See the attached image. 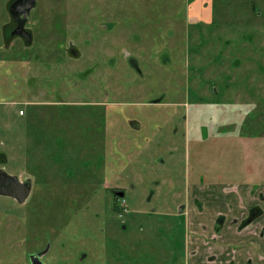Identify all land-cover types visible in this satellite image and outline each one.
<instances>
[{"label": "rangeland", "instance_id": "rangeland-1", "mask_svg": "<svg viewBox=\"0 0 264 264\" xmlns=\"http://www.w3.org/2000/svg\"><path fill=\"white\" fill-rule=\"evenodd\" d=\"M10 1L0 168L36 189L27 210L0 196V264L43 249L47 264H200L221 249L214 264H264V218L222 244L202 227L212 205L193 195L203 173L220 186L264 180V25L252 9L264 0H212L208 24L186 18L194 0H35L25 35ZM221 202L216 231L232 208Z\"/></svg>", "mask_w": 264, "mask_h": 264}, {"label": "crops", "instance_id": "crops-1", "mask_svg": "<svg viewBox=\"0 0 264 264\" xmlns=\"http://www.w3.org/2000/svg\"><path fill=\"white\" fill-rule=\"evenodd\" d=\"M212 0H194L193 2L189 3V8L187 10V15L186 18L189 19V22L193 23H213L215 22V12L212 7ZM253 5L252 9L253 12L256 14V17L253 18L254 22L257 23V25H264V13L259 12L257 10V7ZM241 22L237 21L235 19L233 20H228L230 24H240V23H250L247 22L245 18L240 19ZM253 169L251 170V172ZM207 173H203L202 176L205 177L207 180H200L198 183V186H195V191L193 192L194 197L197 199H201L204 201H208L211 207L214 209L213 213L210 212V216H206L202 213H199L201 216L204 217L205 219L203 220L208 226L205 227L203 224L202 227L206 231L205 233L208 232V227L213 230L212 233V238H216L217 240L222 241V244L227 243L226 239V234L229 232V230H234L236 235L238 236V239L241 243L244 242L242 240V236L250 229H253L255 223L251 224L249 227L246 229L239 231L237 228L239 224H232L233 220H243L245 219L251 208L255 207V205L259 204L264 208V203H260L256 200L257 196L253 195L252 189L255 187L256 184L261 185L260 191L257 192V195H259L261 192L264 193V180H260L259 178H253L252 175H249V177L243 178V180L240 183H231L229 186H220V180L219 178L216 180L211 178L209 179L208 176L206 175ZM263 183V184H262ZM259 185V186H260ZM193 189V188H192ZM230 190V194L227 193L226 191ZM253 195V196H252ZM222 200H226L227 203L230 205L231 204V209L229 208L226 213L228 214L226 222H223L222 229L219 230L218 234L216 235V229H215V217L217 214L220 212H223L222 209ZM243 202V207L240 206V204ZM247 211L245 212V210ZM213 217V220H212ZM212 220V221H211ZM216 240V241H217ZM260 241V240H259ZM264 241V240H263ZM262 242V241H260ZM227 250V249H226ZM221 252L218 255L213 254L211 251L208 253L204 254V259H200L197 262L202 264V263H207V264H214V263H219L218 259H224V253L225 249H221ZM229 255L235 256V251L233 254L228 253L227 257ZM193 256V259L197 258V252H192L191 253V258ZM226 257V261H229V259ZM231 257H229L231 259ZM213 259L212 262L209 261V259ZM251 258V257H250ZM253 258H251L252 260ZM261 259V257H260ZM225 261V262H226Z\"/></svg>", "mask_w": 264, "mask_h": 264}, {"label": "flooded vegetation", "instance_id": "flooded-vegetation-1", "mask_svg": "<svg viewBox=\"0 0 264 264\" xmlns=\"http://www.w3.org/2000/svg\"><path fill=\"white\" fill-rule=\"evenodd\" d=\"M32 3H33V0H11L10 1L9 13H11V18H12L11 22L13 23V30L14 31L18 30L21 32L23 31V33H25L24 29H26L25 25L27 23V19H28L29 15L31 14V11L35 8V6H34V8L32 7L33 9L32 8L30 9ZM35 5H36V2H35ZM24 13L27 14L26 18H24V16H23ZM13 30L10 31V35H12L11 32H13ZM5 40H8V37L5 38ZM21 111L23 112V114H21V115H25V111L24 110H21ZM2 169L3 168H0V172H5V174H7L10 177H12V176L16 177V181H18L20 184L24 185V192L23 191L20 192V194L17 198L10 196V195H4V194H0V196L1 197H7V198L13 200L17 204H19L21 207H25V210H27L28 207L26 205H28L32 202L33 197L35 195V189H36V184L33 181L32 177H29V178L26 177L25 179H20V177L18 175H11ZM5 181H6L5 176L4 177L0 176V186H5L6 188H13V185L11 183H5L4 184ZM116 193L120 197H123V195H125L124 192H118L117 191ZM115 209L119 210L117 208H115ZM25 214L27 215L26 212H25ZM263 218H264V210L260 206L259 207L255 206V207L251 208L249 211L248 217H247L248 224L245 225V229L253 223L262 222ZM255 225H257V224H255ZM122 227L125 228L126 226H122ZM218 232L219 231H216V235L218 234ZM259 233H261L263 235L264 229L262 231L260 229ZM213 240L216 241L217 239L213 237ZM47 255H48V250H44V249L42 251H39V252L30 253V254H28V257H27V264H47V261L45 262V258ZM234 257L235 256H233V258ZM247 262H252L251 258L248 259Z\"/></svg>", "mask_w": 264, "mask_h": 264}, {"label": "water", "instance_id": "water-1", "mask_svg": "<svg viewBox=\"0 0 264 264\" xmlns=\"http://www.w3.org/2000/svg\"><path fill=\"white\" fill-rule=\"evenodd\" d=\"M34 1L33 0V3L30 7V9L34 6ZM24 18L27 17V14L24 13ZM14 34H23L25 35V33L21 32V31H18L16 30L14 32ZM0 176L4 177L5 176V183H11L13 185V188H6L5 186H0V194H4V195H10V196H13V197H18L20 192H24V185L20 184L18 181H16V177L12 176H8L7 174H5V172H0ZM29 190V189H28Z\"/></svg>", "mask_w": 264, "mask_h": 264}, {"label": "built area", "instance_id": "built-area-1", "mask_svg": "<svg viewBox=\"0 0 264 264\" xmlns=\"http://www.w3.org/2000/svg\"><path fill=\"white\" fill-rule=\"evenodd\" d=\"M20 114H23V112L21 111Z\"/></svg>", "mask_w": 264, "mask_h": 264}]
</instances>
